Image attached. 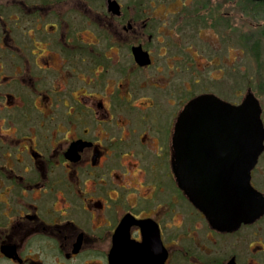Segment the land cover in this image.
<instances>
[{
    "label": "flooded vegetation",
    "instance_id": "1",
    "mask_svg": "<svg viewBox=\"0 0 264 264\" xmlns=\"http://www.w3.org/2000/svg\"><path fill=\"white\" fill-rule=\"evenodd\" d=\"M230 3L0 0V264H264V212L217 227L175 169L189 100L252 92L264 123ZM251 176L264 204V150Z\"/></svg>",
    "mask_w": 264,
    "mask_h": 264
},
{
    "label": "water",
    "instance_id": "2",
    "mask_svg": "<svg viewBox=\"0 0 264 264\" xmlns=\"http://www.w3.org/2000/svg\"><path fill=\"white\" fill-rule=\"evenodd\" d=\"M261 113L252 92L240 104L202 94L179 113L174 133L178 180L190 201L222 229L264 212L261 193L251 183L264 150Z\"/></svg>",
    "mask_w": 264,
    "mask_h": 264
},
{
    "label": "rangeland",
    "instance_id": "3",
    "mask_svg": "<svg viewBox=\"0 0 264 264\" xmlns=\"http://www.w3.org/2000/svg\"><path fill=\"white\" fill-rule=\"evenodd\" d=\"M230 6L238 80V96L234 98L242 100L248 92L247 89L252 87L259 93L257 95L264 104V66L262 62H258L257 66V60L253 56L254 49L248 43L250 37L259 38L260 33L264 31V5L251 1L231 0ZM255 41L258 43L259 40ZM261 42L264 47V38Z\"/></svg>",
    "mask_w": 264,
    "mask_h": 264
}]
</instances>
